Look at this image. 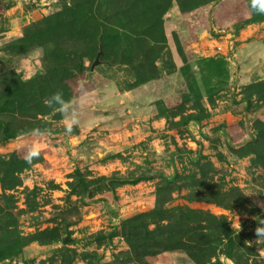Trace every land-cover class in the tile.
Wrapping results in <instances>:
<instances>
[{
	"label": "rangeland",
	"instance_id": "rangeland-1",
	"mask_svg": "<svg viewBox=\"0 0 264 264\" xmlns=\"http://www.w3.org/2000/svg\"><path fill=\"white\" fill-rule=\"evenodd\" d=\"M151 15L163 36L141 28ZM56 91L84 101L71 136L44 104ZM262 202L264 15L250 0H0V264H264ZM195 229L198 260L183 246ZM150 232L162 244L137 254Z\"/></svg>",
	"mask_w": 264,
	"mask_h": 264
},
{
	"label": "clouds",
	"instance_id": "clouds-1",
	"mask_svg": "<svg viewBox=\"0 0 264 264\" xmlns=\"http://www.w3.org/2000/svg\"><path fill=\"white\" fill-rule=\"evenodd\" d=\"M250 8L253 13L264 15V0H250ZM34 52H28L21 58L20 64L15 67L17 74L21 76L24 81L30 79V75L27 70V66L30 65L31 59L34 56ZM83 99L74 102L71 99H65L62 91H56L44 100V104L53 110L54 113H59L62 116L61 123L64 127L65 133L69 136L73 133V130L80 126V113L79 108L83 106ZM30 135L33 136H44L48 134L47 129L35 128L30 130ZM25 133H21V136ZM41 146L39 144H32L27 148L23 155V159L26 163L31 164L34 159L40 156ZM27 183V181H25ZM264 207V202L261 203ZM255 235L257 245L264 244V221H260L257 228L255 229ZM251 245L250 241H246ZM261 255H264V249H261Z\"/></svg>",
	"mask_w": 264,
	"mask_h": 264
},
{
	"label": "trees",
	"instance_id": "trees-1",
	"mask_svg": "<svg viewBox=\"0 0 264 264\" xmlns=\"http://www.w3.org/2000/svg\"><path fill=\"white\" fill-rule=\"evenodd\" d=\"M130 7H132V4L131 3H130ZM127 10L129 11V9H127ZM130 10H131V13L133 14V16H135V12L132 11V8ZM147 14H150V11L144 9L143 10V13L141 14L140 17H145V16H147ZM120 25H121L120 27L122 29H125L126 32H130L131 31L133 33V35H135L140 30L139 27H138V25L136 24V22L133 20V17L129 18V20L126 19V21L125 22H122ZM140 26H141V28L143 30H146V29L147 30H149V29L154 30V29H156V34H160V35L163 36L162 22L160 21V18H157V17H154L153 15H151V16L148 17V20L146 19V22L144 23V25L140 24ZM100 44L101 43L99 42L98 43V46ZM101 46H102V44H101ZM96 52H97V50H96ZM103 52H104V50H103ZM193 118L195 119V117H189V120H191ZM110 188H111V191H112V187L111 186H110ZM149 215L152 216V214H149ZM138 219L140 220L141 217H135L134 219H132L131 221H128L127 223H128V225H130V224L135 225L134 228L136 229V227L137 228L138 227H141L140 226V223H139L140 221H137ZM141 225H142V223H141ZM204 232H208V231H201V230L198 231L197 229H195V230H190L189 231V234H188L189 237H188L187 233L184 235V236H187V238H188L189 241L185 240L186 243L183 246L184 247L187 246V248H188L189 252L191 253V255L193 257H195L197 260H198V258L196 257L195 254L199 251V249H198L199 246L191 245L192 243L195 242V240H192V236L195 237L194 239H197L198 237H200L201 235H203ZM147 236L148 237L146 238V240L141 241V244L143 246H140V249L139 248H135V251H136L137 254H140V255H147V253L150 254L153 251L152 249L154 248L155 245L162 244V241L158 238V236L156 235V233L150 232ZM197 241H198V239L196 240L195 243H198ZM228 246H229L228 247L229 252H232L233 242H232L231 239H230V242H229V245ZM155 252H157L156 249H155ZM18 253H19V249H15V250H13V252H9L10 255H15V254H18ZM229 254H231V253H229ZM5 255H7V253H5ZM5 255L0 256V260L2 258H4Z\"/></svg>",
	"mask_w": 264,
	"mask_h": 264
},
{
	"label": "water",
	"instance_id": "water-1",
	"mask_svg": "<svg viewBox=\"0 0 264 264\" xmlns=\"http://www.w3.org/2000/svg\"><path fill=\"white\" fill-rule=\"evenodd\" d=\"M102 54H103V49H102L101 44H100L99 52H98V54H97V56H96V58H95V60H94V62H93V64H92V67H91L92 70H93L97 65H100V64L102 63V61L100 60V56H101Z\"/></svg>",
	"mask_w": 264,
	"mask_h": 264
}]
</instances>
